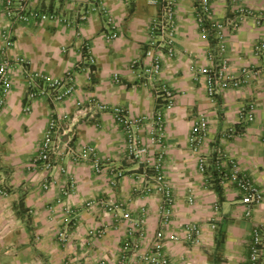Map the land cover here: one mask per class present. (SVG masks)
I'll use <instances>...</instances> for the list:
<instances>
[{
  "label": "crops",
  "instance_id": "crops-1",
  "mask_svg": "<svg viewBox=\"0 0 264 264\" xmlns=\"http://www.w3.org/2000/svg\"><path fill=\"white\" fill-rule=\"evenodd\" d=\"M26 1L30 9L60 18L10 22L0 0V63L9 59L11 79L0 105V182L9 190L8 196L0 194V264H115L131 221L146 219L148 241L161 228V196L147 191L151 179L141 180L145 165L127 158V134L115 121L114 106L142 118L133 126L139 138H148L156 112L164 111L163 164L175 197L173 223L165 231H180L186 222L204 230L199 245L167 242L173 264H248L253 229L264 222V199L248 215L243 195L223 185L221 177L233 161L264 194V51L255 50L264 45V0H243L252 15L228 31L224 54L235 74L249 67L258 75L249 84L221 90L213 101L204 71L219 56L215 62L210 58L216 40L197 23L199 0H177L175 54L165 56L154 84L158 90L143 67L159 9L152 0ZM210 2L215 16L233 15L229 0ZM5 31L15 41L9 48ZM112 31L117 36L110 37ZM135 59L139 65L133 69ZM43 76L64 78L73 94L55 100L64 85L52 88ZM164 83L177 94L169 110L159 89ZM249 102L255 104V118L243 121L240 110ZM99 104L108 108L100 110ZM201 114L209 127L196 152L189 135ZM52 116L62 134L54 167L47 171L32 160ZM83 146L95 149L101 172L93 157L72 159ZM200 154L207 159L205 172L199 170ZM98 229L101 234L92 233Z\"/></svg>",
  "mask_w": 264,
  "mask_h": 264
},
{
  "label": "built area",
  "instance_id": "built-area-1",
  "mask_svg": "<svg viewBox=\"0 0 264 264\" xmlns=\"http://www.w3.org/2000/svg\"><path fill=\"white\" fill-rule=\"evenodd\" d=\"M130 1V0H126ZM232 4L233 15L215 16L210 0H199L194 6L196 10V20L204 35L213 34L217 49L210 52V58L215 62L217 56L219 61L216 65L204 71L205 89L207 97L213 101L217 94L223 89L239 88L244 84H249L253 78L258 75V70L249 67H243L238 74L231 70L229 59L225 57L227 49L226 42L228 31L239 28L242 20L252 15V12L244 5L243 0H229ZM159 6L158 12L153 19L151 25V40L145 51V57L149 58L148 63H144L145 73L148 74L150 84L157 88L156 81L162 73L163 61L165 56L172 57L175 54L174 43L176 41V27L174 24V14L177 0H152ZM3 13L10 22H29V21H46L60 18L58 14L51 12H43L37 9H30L26 0H5ZM117 36L116 31H112L110 37ZM5 48H9L14 44V38L9 31L3 33ZM256 53L260 54L264 51L263 44H257ZM139 65V60L135 59L131 67L135 69ZM42 80L48 86L56 88L65 83V79L61 77L43 76ZM11 89L10 79V61L4 59L0 63V105L3 103L4 96ZM166 100L165 110L173 107L176 97L175 91L167 84H162L159 88ZM158 90V88H157ZM74 92V86L64 85V90L55 95V100L61 101L64 97L70 96ZM80 104V102H78ZM100 110L108 107L99 104ZM112 112L116 123L121 126L127 134V158L131 161L141 162L147 169L141 180L148 179L147 191L153 189L161 196L160 203V220L161 228L157 230L154 237L148 241V230L146 227V219L131 221L125 235L121 253L115 264H173L166 250L167 242L170 240L179 242H189L199 245L204 239V230L200 224L186 222L180 231L167 233L165 230L169 228L174 214L175 197L170 181L164 171V111L158 110L155 114L154 126L149 131L148 138H139L134 132L133 126H136L142 118L133 117L121 106L112 107ZM255 113V104L249 102L240 110V118L243 121H253ZM209 127V121L204 114L198 116L194 121L189 135V143L194 151H199L201 143L205 138ZM62 126L56 116H52L45 130L39 152L32 160V166L42 165L47 171L54 167L53 155L59 151L61 142ZM231 133H235L233 130ZM226 156L223 154L222 157ZM93 157L92 163L97 172L103 170V165L95 153V149L91 146H83L77 151H73L72 159L75 162L89 159ZM232 167L221 177L223 185L235 186L242 196L243 203L247 204V214L252 211V207L261 203L264 194L253 181V179L240 172L238 166L231 161ZM198 166L201 172H205L207 168V159L203 154L198 157ZM151 171V173H150ZM121 173L116 174V178L121 177ZM116 184V180L113 182ZM47 183L45 187H47ZM0 194L8 196L9 190L0 182ZM189 201H193L191 197ZM218 205H216V210ZM218 220L219 217L215 216ZM129 218V217H127ZM216 221L210 223L212 229L216 228ZM93 234H101V231L93 230ZM148 243V244H147ZM147 244V245H145ZM86 264H96L87 261ZM248 264H264V222L255 226L252 232V238L249 250Z\"/></svg>",
  "mask_w": 264,
  "mask_h": 264
},
{
  "label": "trees",
  "instance_id": "trees-1",
  "mask_svg": "<svg viewBox=\"0 0 264 264\" xmlns=\"http://www.w3.org/2000/svg\"><path fill=\"white\" fill-rule=\"evenodd\" d=\"M220 186H221V184L218 182V188H217V189H218L219 192H220V190H221V189H220Z\"/></svg>",
  "mask_w": 264,
  "mask_h": 264
},
{
  "label": "rangeland",
  "instance_id": "rangeland-1",
  "mask_svg": "<svg viewBox=\"0 0 264 264\" xmlns=\"http://www.w3.org/2000/svg\"><path fill=\"white\" fill-rule=\"evenodd\" d=\"M143 219V218H142ZM137 220H140V219H137Z\"/></svg>",
  "mask_w": 264,
  "mask_h": 264
}]
</instances>
